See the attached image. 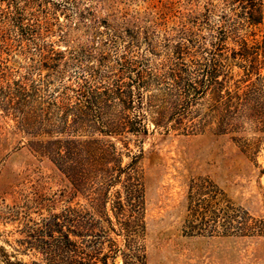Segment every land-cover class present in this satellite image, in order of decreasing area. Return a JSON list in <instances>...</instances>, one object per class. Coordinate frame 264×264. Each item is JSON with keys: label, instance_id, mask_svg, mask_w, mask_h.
I'll use <instances>...</instances> for the list:
<instances>
[{"label": "rangeland", "instance_id": "obj_1", "mask_svg": "<svg viewBox=\"0 0 264 264\" xmlns=\"http://www.w3.org/2000/svg\"><path fill=\"white\" fill-rule=\"evenodd\" d=\"M15 35L0 42V264H264V92L163 87L127 109L99 87L87 106L73 69L66 90L29 71L65 44ZM141 113L146 136L129 130Z\"/></svg>", "mask_w": 264, "mask_h": 264}, {"label": "trees", "instance_id": "obj_2", "mask_svg": "<svg viewBox=\"0 0 264 264\" xmlns=\"http://www.w3.org/2000/svg\"><path fill=\"white\" fill-rule=\"evenodd\" d=\"M137 1L0 0V42L9 38V27L28 43L47 44L56 36L67 47L64 53L50 41L29 71H40L39 82L46 87L54 82L66 90L59 83L73 69L75 85L88 94L82 96L87 106L97 103L99 87L119 96L127 109L134 102L141 105L145 92L163 87L176 92L178 102L207 88L221 101L224 90L226 102L238 105L264 92V40L253 38L254 29L264 26V0H141L143 8H131ZM52 9L63 13V22L50 17ZM82 36L85 47L75 49ZM136 119L129 130L146 136L145 114Z\"/></svg>", "mask_w": 264, "mask_h": 264}]
</instances>
